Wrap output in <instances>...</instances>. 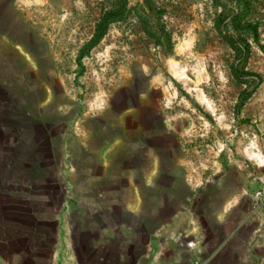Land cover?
<instances>
[{
    "label": "rangeland",
    "instance_id": "obj_1",
    "mask_svg": "<svg viewBox=\"0 0 264 264\" xmlns=\"http://www.w3.org/2000/svg\"><path fill=\"white\" fill-rule=\"evenodd\" d=\"M0 126L33 135L32 159L53 149L75 246L99 233L81 174L109 158L145 194L119 210L130 259L143 229L202 220L218 192L264 206V0H0Z\"/></svg>",
    "mask_w": 264,
    "mask_h": 264
},
{
    "label": "crops",
    "instance_id": "obj_2",
    "mask_svg": "<svg viewBox=\"0 0 264 264\" xmlns=\"http://www.w3.org/2000/svg\"><path fill=\"white\" fill-rule=\"evenodd\" d=\"M33 139L0 126V264H264V206L231 191L218 192L219 201L208 205L202 220L191 216L184 225L175 212L153 231L143 229L142 255L124 256L131 227L121 226L119 210L133 214L135 199L144 202L145 194H136L128 171L113 172L112 158L104 160L111 171L81 174V199L94 207L84 217L93 216L88 220L99 233L80 234L75 246L67 174L53 149L46 160L25 153L38 146Z\"/></svg>",
    "mask_w": 264,
    "mask_h": 264
},
{
    "label": "trees",
    "instance_id": "obj_3",
    "mask_svg": "<svg viewBox=\"0 0 264 264\" xmlns=\"http://www.w3.org/2000/svg\"><path fill=\"white\" fill-rule=\"evenodd\" d=\"M114 20L111 18V16H105L102 18L100 23L96 26L95 32L92 36V38L83 46V48L79 51L78 56L76 58L78 66L81 67V60L82 58L88 56L90 51L97 46V44L101 41L103 36L106 33V29L110 23H112Z\"/></svg>",
    "mask_w": 264,
    "mask_h": 264
}]
</instances>
